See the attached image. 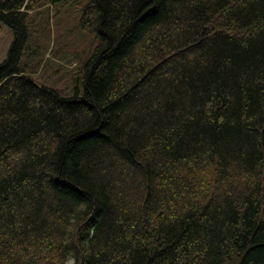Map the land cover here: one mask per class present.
<instances>
[{
  "label": "trees",
  "instance_id": "16d2710c",
  "mask_svg": "<svg viewBox=\"0 0 264 264\" xmlns=\"http://www.w3.org/2000/svg\"><path fill=\"white\" fill-rule=\"evenodd\" d=\"M32 1L0 0V264H264V0H84L63 89Z\"/></svg>",
  "mask_w": 264,
  "mask_h": 264
},
{
  "label": "rangeland",
  "instance_id": "374dc122",
  "mask_svg": "<svg viewBox=\"0 0 264 264\" xmlns=\"http://www.w3.org/2000/svg\"><path fill=\"white\" fill-rule=\"evenodd\" d=\"M30 1L27 0L28 3ZM83 2L66 0L60 6L49 0L31 2L34 8L28 11V20L35 55L28 71L33 79L63 89L70 84L69 74L79 73L81 63L96 39L78 26ZM11 39V30L0 23V59L4 57Z\"/></svg>",
  "mask_w": 264,
  "mask_h": 264
}]
</instances>
